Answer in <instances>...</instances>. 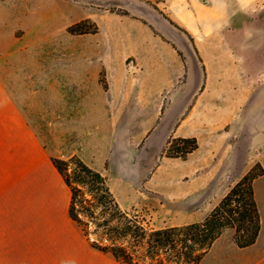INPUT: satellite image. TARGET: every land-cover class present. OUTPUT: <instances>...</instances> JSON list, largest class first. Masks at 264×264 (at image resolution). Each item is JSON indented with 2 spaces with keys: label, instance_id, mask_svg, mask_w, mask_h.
Returning a JSON list of instances; mask_svg holds the SVG:
<instances>
[{
  "label": "crops",
  "instance_id": "obj_1",
  "mask_svg": "<svg viewBox=\"0 0 264 264\" xmlns=\"http://www.w3.org/2000/svg\"><path fill=\"white\" fill-rule=\"evenodd\" d=\"M159 5L182 30L166 18H155L156 23L146 19L142 33L116 37L118 52L134 56L133 66L139 76L115 80L107 93L111 99L120 96L126 100L128 127L131 119H141L142 154L133 160H113L111 148L101 150L94 145L84 152L73 151L69 157H79L103 175L106 162L110 167L126 162L132 166V178H125L123 183L133 190L143 184L146 194H173L186 208L206 215L252 167V163L233 158L226 149L232 139L227 130L215 126V103L223 104L227 97L216 98L209 91L212 86L230 85L225 78L213 77L211 71L219 65L224 68L232 59L220 40L236 33L218 35L211 31L209 25L217 13L209 0H163ZM178 39L183 44L184 39L192 40L194 46H185L183 52L175 47ZM186 54L192 56L190 60L183 58ZM243 56L246 60L245 52ZM189 61L194 69L197 63L201 70L204 68L201 79L191 76ZM201 85L204 90L198 95ZM220 107L218 112L224 115V107ZM115 108L112 118H118ZM176 116L168 137V124ZM128 127L114 128L119 133ZM161 134L165 135L160 145ZM173 137H195L198 149L186 159L165 157L168 140ZM257 139L264 144V137ZM235 141L241 144V139ZM61 157L50 154L0 77V264H120L90 248L68 217L70 192L51 161ZM260 160L264 166V159ZM166 162L169 166H164ZM108 182L110 185V179ZM253 188L262 215L264 175L254 180ZM262 229L260 219L256 242L245 248L237 247L232 239L223 240L224 232L200 264H261Z\"/></svg>",
  "mask_w": 264,
  "mask_h": 264
},
{
  "label": "rangeland",
  "instance_id": "obj_2",
  "mask_svg": "<svg viewBox=\"0 0 264 264\" xmlns=\"http://www.w3.org/2000/svg\"><path fill=\"white\" fill-rule=\"evenodd\" d=\"M161 1L0 0V77L52 156L67 160L73 151L84 152L94 145L101 150L111 148L113 160H133L142 154L141 119H131L128 127L126 100L120 96L111 99L107 93L115 80L139 76L133 66L134 56L118 52L116 37L146 31V19L152 23H156L155 18L170 19L161 11ZM84 20L91 22L84 28L90 30L95 24L98 32H68L69 26ZM227 31L236 35L220 41L232 59L224 63V68L219 65L211 71L213 77L230 82L209 87L216 98L227 97L223 104L215 103V126L230 133L231 147L226 149L231 150L233 158L252 163V167L258 163L264 169L260 160L264 159V144L257 139L264 137V12L251 17L238 14ZM176 41V46L170 44L183 52L185 46H194L192 40L184 39V44ZM192 56L186 54L183 58L190 60ZM197 66L194 69L189 61L191 76L201 79L204 68L200 69V63ZM203 90L204 86H199L198 95ZM220 105L224 115L218 112ZM112 107H116L118 118H112ZM177 119L168 124V137ZM114 127L128 128L118 133ZM161 135L160 145L165 134ZM236 139H241L240 145ZM164 166L169 165L166 162ZM131 169L126 162L113 167L106 162L102 171L107 170L104 175L110 179L121 208L137 214L146 227L194 223L210 213L203 215L186 208L173 194H146L143 184L133 190L123 183L125 178H132ZM260 219V245L264 246V209ZM229 239L233 240L232 230L223 234V240Z\"/></svg>",
  "mask_w": 264,
  "mask_h": 264
},
{
  "label": "trees",
  "instance_id": "obj_3",
  "mask_svg": "<svg viewBox=\"0 0 264 264\" xmlns=\"http://www.w3.org/2000/svg\"><path fill=\"white\" fill-rule=\"evenodd\" d=\"M171 24H174L168 19ZM88 20L68 27L73 34H95L98 27L84 28ZM198 149L195 137H173L168 158L186 159ZM70 192L68 217L93 250L120 264H200L214 242L232 230L239 248L253 245L260 232V215L253 182L264 175L255 164L199 222L160 229L146 227L137 214L124 211L108 178L79 157L51 158ZM259 168L260 172H256Z\"/></svg>",
  "mask_w": 264,
  "mask_h": 264
},
{
  "label": "clouds",
  "instance_id": "obj_4",
  "mask_svg": "<svg viewBox=\"0 0 264 264\" xmlns=\"http://www.w3.org/2000/svg\"><path fill=\"white\" fill-rule=\"evenodd\" d=\"M217 19L209 27L212 32L222 34L233 26V18L238 14L255 16L264 12V0H209Z\"/></svg>",
  "mask_w": 264,
  "mask_h": 264
}]
</instances>
